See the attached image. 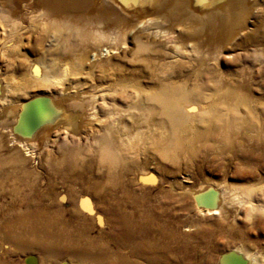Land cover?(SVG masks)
Here are the masks:
<instances>
[{"label": "bare ground", "instance_id": "bare-ground-1", "mask_svg": "<svg viewBox=\"0 0 264 264\" xmlns=\"http://www.w3.org/2000/svg\"><path fill=\"white\" fill-rule=\"evenodd\" d=\"M105 1L102 0L101 5L97 7L96 0L27 1L26 6L29 7L31 15L28 19L34 22L41 20L44 24L43 39L51 34L54 40L49 41V46L43 48L39 45V41H43L42 38L35 39L37 48L30 49L34 56L38 57L35 62L42 70L40 69V74L35 72V75L31 70L27 71V74L23 75L24 86H50L46 85L50 79L56 81V84L70 82L71 79L67 76L81 73L85 54L74 58L75 62L70 64L71 69L68 67L70 71L66 67L69 62L64 64L59 62L65 60L64 57L68 54L75 57L80 42L89 43L92 47L93 59H87L89 65L109 64L108 58L101 60L97 53L100 51L104 57L116 53L121 47L118 44L125 45L127 36L140 27L145 28L131 39L134 43L132 55L137 57L157 48V53L162 55L160 59L162 62L150 57L146 66L162 74L169 73L164 77H154L156 84L145 87L147 91L134 76L125 77L119 74L116 76L113 85H119L123 89L131 87L136 93L145 90L144 94L137 93L138 100L127 107L136 112L131 114L127 111L128 114L124 115L131 120L129 123L123 118L120 112L122 110L118 111L115 107L117 105L114 104V99L108 105L109 108L105 107L104 98L93 101L91 105L88 103L92 102V98L83 97L69 105V109L73 111L84 110L91 125L87 132L93 136L98 161L107 170V174L101 177L90 174L89 168L82 165L88 160H78L76 156L79 152L75 149H64L59 159L49 160L50 157L47 155L45 161L51 167L53 178H58L66 191L63 189L56 194L58 191H55V185L49 178L43 190L38 189L34 183L27 185V190L26 185L23 189L15 187L18 191H23L20 194L13 189L12 193L17 192L20 196L18 204L11 208L12 210L6 209L0 202L2 216H0V264H14L7 259L9 253L3 250L5 246L14 247L21 253H34L35 257H26L28 262L31 259L30 264H53V261L60 259L63 261L59 264H139L138 260L144 264H167L169 255L178 254L183 249L179 240L181 231L174 216L169 220L163 219L167 216L166 213L174 208L173 203L169 206L170 203L162 199L154 206L150 197L135 193L133 187H136V182L142 185L152 182L151 187H158L161 183L160 179L150 177L146 170L139 169L138 159L142 155L146 157V148L153 145L151 152L162 160L171 162L172 157L177 160L176 151L179 149L178 144H181L178 136L184 138L188 135L185 132L187 128L194 130V118L201 120L207 111L203 107L196 108L201 102L190 98L186 87L187 81L179 82L178 79L184 77L182 69L171 67L166 70V67H170L181 58L196 61L200 69L189 72V77L199 78L205 75L226 91L221 104L226 106L227 110L218 109L220 105L216 104L220 103L217 99L208 103L210 108L216 107V123L236 122L225 115L229 109L235 111L237 87L232 86L231 82L224 86L227 76L217 69L204 66L208 60H217L220 55H230V52L237 49L249 52L250 49L247 47L249 42L256 45L264 43V21L253 16L256 12L248 18L249 21L245 19L247 18L245 15L251 13L248 7L253 8L258 0H251L252 3H249V0H108L111 5L105 4ZM113 1L121 8L114 9ZM17 3L18 0H0L1 53H5L8 40L19 31H17L18 7L15 6ZM214 4L217 7H212ZM131 7L138 9L132 12H148L153 18L136 23L134 13L127 11ZM33 11L38 13L34 14ZM152 29L154 30L151 31ZM154 37L161 40L151 41L150 39ZM182 53L186 55H180ZM177 57L180 58L176 60ZM125 93L127 98L133 97ZM37 105V117L34 120L37 118L40 121L39 125L43 124L42 127L46 129L56 122L59 115L54 113L53 117H50L51 115L48 117L41 102L38 101ZM98 105L101 106L103 113L101 115L99 112L96 113ZM192 105L196 107L188 109ZM220 112L224 113L218 114ZM25 120L24 115L19 119V127L24 133L27 132ZM229 130L227 127L226 132L229 133ZM34 133L35 131L32 135L26 133L25 136L31 138ZM260 139L256 144L258 149L264 146V137ZM47 142L49 143L48 137ZM182 143L187 145L183 139ZM26 147L32 154L36 144L30 143ZM10 160L9 163L12 165L18 162L22 164L24 161L11 158ZM26 173L28 174V169ZM222 193L225 194L224 191ZM194 200L199 213L222 214L221 208H206L204 197H199L198 193H194ZM8 211H11V214ZM257 212H264V192L261 193V204L246 206L243 213L244 217L249 219ZM5 215H9L10 219L3 220ZM176 262L180 264L178 260ZM219 263L263 264L264 261L257 260L254 254L237 248L223 256Z\"/></svg>", "mask_w": 264, "mask_h": 264}, {"label": "rangeland", "instance_id": "rangeland-1", "mask_svg": "<svg viewBox=\"0 0 264 264\" xmlns=\"http://www.w3.org/2000/svg\"><path fill=\"white\" fill-rule=\"evenodd\" d=\"M27 1L31 2V0H18L17 5H15L18 7L17 31H19L14 34V39L8 40L5 53L0 52V202L8 210H12L11 208L18 204V196L20 195L17 192L16 194L12 193L17 186L21 187L18 189H23L24 185L34 183L38 189L43 190L50 178L55 185V191H58L56 194L62 192L63 189L66 191V188L59 183V179L53 178L51 167L45 161L47 155L50 157L49 160L59 159L64 149H75L79 152L76 156L78 160H88L82 165L89 168L90 174L92 173L96 177L107 174V170L98 161V154L94 150L96 143L92 138L93 136L87 132L91 125L84 114V110L73 111L69 109V105L73 101L87 97L93 99H91L92 102L88 103L93 105V101H100V98H104L107 108L114 99V104L117 105L115 107L118 108V111L122 110L120 112L123 118L129 123L131 120L125 116L128 112L131 114L136 112L127 107L138 100L139 95L137 96V93L139 92L136 93L131 87L123 89L119 85H113L116 76L118 74L125 77L134 76L142 88L146 90L145 87L156 84L154 77H164L169 73L163 72L164 74H162L154 68L146 66L147 61L151 58L161 61L162 55L157 53V48L137 57L132 55L134 43L131 39L139 34L138 31L145 28L140 27L127 36L125 45L118 44L121 47L116 53L108 56L103 52L108 57L102 56L100 51L97 53L101 60L108 58L109 64L103 66L89 65L87 59H93L92 47L89 43L80 42L75 57L68 54L69 56L64 57L65 60L60 59V61L58 59L61 64L69 62L66 67L71 69L70 64L72 65L82 53L85 54L80 74H69L67 77L71 81H64L63 84H56V81L50 79L46 83L50 86L25 87L23 75L27 74L29 70L32 71L33 75L35 72L40 74L42 70L38 66L39 64L35 62L38 57L34 56L30 47L35 48L37 46V42L35 43L37 37L44 41H42L43 43L39 41V45L43 48L48 47L49 41L54 40L51 34V36L46 37L47 39H43L45 35L42 29L44 24L41 20L34 22L28 19L31 15L29 7L26 6ZM96 3L97 7L99 4L101 5L102 0H96ZM249 3L252 1L249 0ZM255 3L253 8L252 6L248 7V11L251 13L245 15L246 21H249L248 18L255 12L253 16L264 21V1L258 0ZM105 4L111 5L108 0L105 1ZM215 6L214 4L212 7ZM120 8L119 4H114V9ZM131 8L127 10L129 13L138 10ZM33 12H35L34 14L38 13ZM132 13L137 18L136 23L140 20L146 21L153 18V15L148 12ZM145 26L147 28V25ZM152 39L155 42L161 40L155 37L150 40L152 41ZM52 44L55 43L52 42ZM247 47L250 49L249 52L237 49L235 52H230V55H220L217 60H208L204 66L217 69L226 75L227 79L224 81V86L231 82L232 86L237 87L235 111L229 109L225 115V117L235 119L236 122L216 123V107L210 108L208 103L217 99L220 103L216 104L220 105L218 109L225 108L227 110V107L221 104L222 100L225 99L226 91L205 75L199 78L189 77V72L200 69V65L198 67L196 61L191 60V63L190 60L185 58L178 60L180 57H177L175 58L178 60L176 63L166 67V70L171 69V67H180L184 77L178 79L179 82L187 81L186 87L190 98L201 102L200 106L192 105L188 109H194V107L202 109L203 107L207 111L201 120L194 118V130L187 128L185 132L188 135H185L184 138L178 136L181 144H178L179 149L176 151L177 160L172 157L174 162H169L154 155L151 152L154 148L153 145L146 148V157L142 155L138 159L139 169L146 170L150 173V177L160 179L161 183L158 187H151L152 182L145 183L146 185L136 182V187H133L135 193L150 197L154 206H157V202L162 199L170 203L169 206L173 203L174 208L170 209L163 219L169 220L174 216L181 231L179 240L183 249L178 254L169 255L167 264H176V260L180 264H220V259L223 256L230 254L237 248L254 254L257 260L264 261V212H257L249 219H246L243 213L246 206L261 204V193L264 192V146L261 149L256 147L257 142L259 143L261 140L260 138L264 137V43L256 45L254 42H249ZM183 54L185 53L180 55ZM168 60L170 61V58ZM145 90L140 93L144 94ZM125 92L133 97L127 98ZM38 101L41 102L46 116L51 115L50 117H53L54 113L59 115L58 119L55 120L56 122L47 127L48 129L42 127L43 124L39 125L40 121L37 118L34 120L37 117ZM100 107V105L96 107V113L99 112L101 115L103 113ZM30 112L34 113L31 114ZM23 115L26 118L24 121V125L27 126L26 133L32 135V132L35 131L31 138L25 136L26 133L19 127V119ZM94 124L98 125L95 122ZM29 127L33 131H30ZM227 127L230 129L229 133L226 132ZM182 139L187 145L182 143ZM53 141L55 142L53 143ZM30 143L36 144L32 154L27 151L26 147ZM9 157L24 161L22 164L18 162L12 165L9 163L11 161ZM27 169L28 174L26 173ZM15 191L18 190L15 189ZM194 193H198L199 197H204L206 208H221L222 214L199 213L194 200ZM8 212L11 214V211ZM12 214L15 213L12 212ZM2 219H10V216L5 215ZM3 250L9 253L7 259L13 261L14 264H30L31 259L28 262L26 257L34 256V253H21L16 248L9 246L3 247ZM62 261L63 259L53 261V264H59ZM138 261L139 264H144L141 260Z\"/></svg>", "mask_w": 264, "mask_h": 264}]
</instances>
